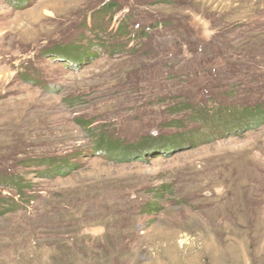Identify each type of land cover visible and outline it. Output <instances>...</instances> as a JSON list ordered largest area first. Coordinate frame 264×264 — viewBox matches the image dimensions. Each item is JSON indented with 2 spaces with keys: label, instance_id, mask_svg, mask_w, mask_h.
<instances>
[{
  "label": "rangeland",
  "instance_id": "374dc122",
  "mask_svg": "<svg viewBox=\"0 0 264 264\" xmlns=\"http://www.w3.org/2000/svg\"><path fill=\"white\" fill-rule=\"evenodd\" d=\"M258 103L264 0H0V264H264Z\"/></svg>",
  "mask_w": 264,
  "mask_h": 264
},
{
  "label": "trees",
  "instance_id": "16d2710c",
  "mask_svg": "<svg viewBox=\"0 0 264 264\" xmlns=\"http://www.w3.org/2000/svg\"><path fill=\"white\" fill-rule=\"evenodd\" d=\"M22 2V0H19ZM65 57H72V55L79 56V52L73 54L70 49H64ZM71 53L72 55L69 56L68 54ZM210 119L204 121V127L206 132H208L204 139H200L198 135L201 134L199 132L197 135L189 136V139L192 141H208V140H215L221 134L228 132L229 134L234 132H240L246 129L257 127L264 123V108L261 104H255L251 106H236L233 108H227L220 111H217L214 115L209 116ZM197 136V138H195ZM159 146L158 148H164L177 144L175 140H170L169 138H162L158 140ZM196 142V141H195ZM148 143H139L136 147H127L124 146L122 143L118 142L116 139L109 138L107 136H101L98 138V149L105 153L107 157H110L113 160L123 161L127 159L133 153H141L146 150L145 146ZM48 165V169L43 172L44 175L50 176L51 174L62 175L65 176L68 174L73 165L69 162V159H57V158H47L46 164ZM1 176V172H0ZM16 182H19V179H14ZM18 188H23L21 184L16 185ZM20 188V189H21ZM158 208L152 205L145 206V211H154Z\"/></svg>",
  "mask_w": 264,
  "mask_h": 264
}]
</instances>
